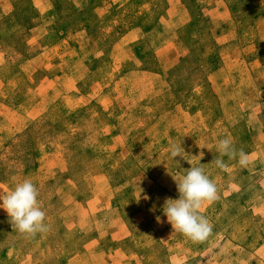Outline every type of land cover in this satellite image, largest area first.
Segmentation results:
<instances>
[{"label":"rangeland","instance_id":"rangeland-1","mask_svg":"<svg viewBox=\"0 0 264 264\" xmlns=\"http://www.w3.org/2000/svg\"><path fill=\"white\" fill-rule=\"evenodd\" d=\"M42 1L0 0V123L12 124L14 128L8 130V135L14 130L21 134L13 141L0 142V161L5 165H26L6 171L4 181L15 188L31 179L39 198L55 216L56 226H62L56 233L71 232L76 221L84 223L82 264H140L129 244L130 233L136 239L137 233L147 230L153 231V237L171 239L173 228L166 216L158 226L153 227V220L163 213L166 199L179 198L173 176L179 179L191 164L206 165L207 174L217 186L218 198L204 202L201 210L228 195V190L234 191L235 196L225 206L233 213L221 218L234 233L233 240L246 243L251 230L264 228V0H203V14L213 37L211 55L200 62L179 36L195 0H171L155 29L142 38L148 55L133 63L136 70L126 77L132 86H117L114 113L115 125L124 137L123 168L136 176L133 184L141 194L135 203L142 204V208L126 220L112 206L113 182L103 177L94 179L88 170L91 161L84 147L87 134L78 151L57 155L38 166L32 164L33 147L41 124L49 117L48 111L65 95L96 97L99 91L91 74L107 59L119 38L97 27L74 32L68 38L58 33L54 44H44V24L50 27L58 20L60 6L50 2L45 6ZM71 2L75 7L79 5L78 0ZM107 2H100L97 8L103 17L110 10ZM35 5L41 14L36 27ZM251 9L260 14L252 16ZM105 20L101 27L107 25ZM29 33L34 39L27 42L25 35ZM169 78L179 99L196 90L199 99L192 100L193 104L198 109L209 108L206 115L202 111L187 113L189 109L175 98L154 101L166 91ZM207 81L222 85L220 101H205L206 95L198 86ZM225 136L248 154L245 167L238 164V157L229 160L227 156L223 157L228 164L226 171L211 164L220 155L217 144ZM172 145L180 148L183 157H170ZM79 162H84L82 168H78ZM124 169L115 182L123 181ZM167 225L169 234H165ZM179 235L181 244L176 246V255L184 257L188 253L187 241L193 240L181 232L176 237ZM68 237L75 239L77 235ZM6 244L0 245V250ZM260 246L253 253V249L247 251L248 247H233L230 243L211 248L208 245L206 251L196 247L194 252H206L211 256L210 264H264V239ZM159 251L165 256L164 249L159 247Z\"/></svg>","mask_w":264,"mask_h":264},{"label":"crops","instance_id":"crops-1","mask_svg":"<svg viewBox=\"0 0 264 264\" xmlns=\"http://www.w3.org/2000/svg\"><path fill=\"white\" fill-rule=\"evenodd\" d=\"M104 1H108V7L110 8L106 17L101 16L97 9L100 2ZM170 1L78 0L79 5L76 7L73 6L71 0H43L41 2L45 6L48 2L54 6H60L57 24L54 22L50 27L48 24H44L42 34V43L44 44H54L55 36L58 33L68 38V35L74 32L77 34L82 30L97 27H100L107 35L117 34L119 38L112 46L107 59L97 66L91 74L93 85L99 91L96 97L85 94L65 95L53 109L48 111L49 117L45 119L47 121L41 124V131L38 133V139L33 147L32 164L38 166L57 155L63 153L68 155L70 151H78L79 146L84 143L81 139H84V135L87 134L88 142L84 147H87L91 161L88 170L94 179L103 177L111 183L113 182L111 203L112 206L118 209L123 220L139 212L142 204L136 205L135 203V200H140L141 197L133 184L136 176L132 174L130 169L123 168L125 167V158L122 157L124 137L115 125L114 115L115 103L118 98L116 94L117 86L124 85V89L132 86L126 77L136 70L133 63H136L137 59L148 55L144 49V43H141L142 38H145L148 33L155 29L163 18L165 11H167ZM205 4L206 1L195 0L190 9L187 24L179 30L180 40L189 48V51L195 53L199 62L211 55L210 51L212 50L210 40H212L213 35L209 28V20L203 14ZM33 10V25L36 27L39 25L41 14L36 5L33 6ZM251 11H253L251 12L252 16L260 14L254 9H251ZM103 19H106L107 25L101 27L100 23ZM244 23L245 18L242 17L240 20L242 27ZM25 37L27 42L34 39L30 33ZM54 67L57 68V64ZM167 80L166 91L161 97L155 98L154 101L167 102L165 98H175L186 109H189L187 113L197 114L200 113L197 111H202L206 115L209 108L200 107L198 109L195 107L197 105L193 104V101L199 99L196 90L179 99L173 90V81L170 78ZM221 86L207 81L204 84H199L198 88L206 95L204 96L205 101L216 102L222 99ZM201 98H203V94ZM140 115L144 114L141 113ZM10 126L6 125L5 121L0 123V142L7 143L11 139L13 141L15 138L21 137L17 129V131H14L18 134L13 131L11 135H8V130L12 131V128H14L12 124ZM83 163L79 162L78 168H82ZM12 164L5 165L3 160L0 161V192L7 193L14 189L10 188L4 181L3 175L7 174L6 171L26 166L20 165L18 162ZM16 165L17 167L14 168ZM121 169L125 170L124 179L115 182ZM227 192L228 195H222L218 199L219 201H216L209 209L199 210V213L206 217L212 225V233L205 241L188 240L186 243L188 253L184 257L176 255V246L181 244V235L176 237L179 231L174 232V229L172 238L168 241L153 237V231L143 230L144 232L135 235L136 239L130 233L131 236L128 240L134 251L133 256L137 257L140 264H210L211 256L206 252L196 255L194 252L196 247L206 251L208 245L211 248V246H224L226 243H230L233 247H248L247 251L253 249L252 253L257 252L261 247V240L264 239V228L259 227L251 230V233H248L246 237V243H244L242 239L233 240L234 233L230 232L228 227H225L227 225H224L221 218L224 214L233 213L232 209L228 208L229 206H225L235 196L233 195L234 191L228 190ZM39 202L46 214L45 222L48 225V231L37 233L34 236L20 234L12 227L7 212L0 209V222L4 224L0 225V229H2L0 231V245L7 243V247L0 250V264H82L81 247L83 246L84 237L81 235L84 232V223L76 221L74 226L69 229L71 232L56 233L57 228H62V226H56L55 216L45 206L44 199L39 198ZM249 210L253 214L255 213L254 207ZM157 217H159V220ZM164 221V214H157L155 220H153V227L164 223ZM164 229L165 234H169V226L167 225ZM69 234H76L77 237L75 239L68 237ZM159 247L165 250V256L160 253ZM71 251H73V254L69 255ZM254 257L252 255V258ZM178 261L180 262L177 263Z\"/></svg>","mask_w":264,"mask_h":264},{"label":"clouds","instance_id":"clouds-1","mask_svg":"<svg viewBox=\"0 0 264 264\" xmlns=\"http://www.w3.org/2000/svg\"><path fill=\"white\" fill-rule=\"evenodd\" d=\"M217 152L211 164L226 171L228 164L223 157L229 160L238 157V164L245 167L248 164V154L243 149H237L231 137L225 136L217 144ZM170 157H183L180 148L172 145ZM189 164H191L189 162ZM206 165L199 164L187 170L183 175L173 179L177 183L178 199L165 200L162 212L175 231H179L195 242L205 241L212 233V225L208 219L199 213L204 202H213L217 196V186L207 174ZM0 209H4L10 217L12 227L20 234L32 235L48 231L45 222L46 214L39 202V191L31 179H25L7 193L0 192ZM159 220V217H157Z\"/></svg>","mask_w":264,"mask_h":264}]
</instances>
